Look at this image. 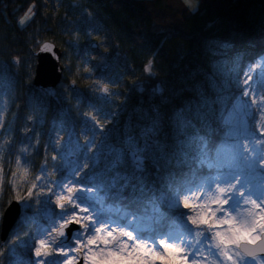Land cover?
Wrapping results in <instances>:
<instances>
[{
  "label": "snow or ice",
  "instance_id": "snow-or-ice-1",
  "mask_svg": "<svg viewBox=\"0 0 264 264\" xmlns=\"http://www.w3.org/2000/svg\"><path fill=\"white\" fill-rule=\"evenodd\" d=\"M185 4L197 7L195 0ZM35 7L19 18L21 26L34 18ZM37 46L54 60L52 74L81 75L79 65L73 72L67 52L58 54L47 42ZM259 68L264 70V58ZM144 71L152 74L151 61ZM83 73L94 74L87 67ZM0 76L7 86V65ZM245 76L240 97L225 95L227 82L218 83L213 72L206 87H197L194 99L170 112L152 103L122 124L115 114L89 104L91 111L77 113L79 133L74 122L66 126L63 117L70 109L62 112L48 133L39 174L31 181L22 155L39 150L38 135L34 144L19 148L15 169L14 137H6L0 142V195L7 153L8 186L14 194L7 204L14 200L22 212L31 210L33 215L23 220L36 229L23 236L13 233L0 248V264L5 256L10 264H264V94L250 89L253 77ZM76 84L72 79L70 87ZM87 87L106 101L114 94L102 79ZM73 93L78 109L81 94L75 87L65 100L70 103ZM43 95L60 94L48 89ZM23 131L29 138L35 134V129ZM85 132L90 135L80 143ZM17 248L25 250L26 259Z\"/></svg>",
  "mask_w": 264,
  "mask_h": 264
},
{
  "label": "trees",
  "instance_id": "trees-1",
  "mask_svg": "<svg viewBox=\"0 0 264 264\" xmlns=\"http://www.w3.org/2000/svg\"><path fill=\"white\" fill-rule=\"evenodd\" d=\"M66 2H78L97 9L114 34L120 52L129 61L136 78L135 82L127 83L133 95L129 104L133 118L136 109L147 108L152 103L162 104L163 110L170 112L184 101L194 99L197 87L201 84L206 87V78L213 73V49L218 48L219 43L230 45L243 55V59L251 62L260 52L264 53V0H198L196 11H191L182 0ZM45 3L46 0H0V61L8 66L16 80L6 125L16 132L25 125L35 129L34 135L40 140L39 150L31 155V169L35 172L40 171L44 144L54 121L61 118L62 112L70 109L71 116H75L92 104L86 88L83 90L82 87V103L78 109L73 103L50 96L41 117L34 116L29 110L27 92L35 88L29 78L34 69L35 46L52 41L62 48L54 38L57 28L51 21L52 12L45 10ZM33 4L36 6L34 18L24 27L20 26L19 18ZM43 34L52 39L44 41ZM17 58L19 63H16ZM149 61L152 62L151 75L144 71ZM119 75L118 78H122L126 72ZM65 79L68 80L66 74L63 81ZM156 88L161 91L154 92ZM122 110L127 111V108ZM107 112L114 113V109ZM29 115L33 117L32 122L27 119ZM68 115L63 117L66 121ZM115 119L122 124L127 118ZM50 152L51 147L48 155ZM6 206L7 201L4 209ZM28 212L22 214L16 227L28 225L27 229L34 234L36 225L25 224L23 220ZM17 254L27 258L23 252ZM2 259L5 264L10 257Z\"/></svg>",
  "mask_w": 264,
  "mask_h": 264
},
{
  "label": "rangeland",
  "instance_id": "rangeland-1",
  "mask_svg": "<svg viewBox=\"0 0 264 264\" xmlns=\"http://www.w3.org/2000/svg\"><path fill=\"white\" fill-rule=\"evenodd\" d=\"M63 1V2H62ZM184 5L188 7L191 11H196L198 8V0H195L197 7L195 9L189 7L185 4V0H182ZM62 2V3H61ZM61 3V5H60ZM60 3L56 2V4L49 3L48 11L52 12V23L56 26L55 37L57 38L59 43L62 44L63 52H67L68 57L71 60L73 65V72H75L76 65L80 66L81 75L72 76L71 74L65 73L68 80H62L58 86L53 88L57 93H59V98L65 100L70 93H72V87H70V83L72 79H76L77 84L74 86L76 91L81 94V88H86V92L88 94V98L92 100V104L96 108H102L104 111H108V109L113 108L115 114V118H119L121 121L123 118H128L130 114V103L132 100V96L129 91V87L127 83L135 82L136 78L133 76V72L131 70V66L129 67V61L121 54L120 49L117 46V43L114 38V34L108 27V25L103 20L100 12L97 9L91 8L90 6L84 5L82 3H70L66 2V0H60ZM52 6H57V8ZM45 7V6H44ZM47 10V6L45 8ZM56 10H58L55 15ZM34 11V9H33ZM25 15V14H24ZM23 15V16H24ZM22 16V17H23ZM31 21V20H30ZM30 21H27L22 27L27 25ZM21 26V25H20ZM45 40H50L45 34H43V38ZM94 43L98 45L96 47L93 46ZM38 46H35V50L33 55L35 56V52ZM215 54V62L213 72L216 73V79L218 83L227 82V89L225 91V95L236 98L240 97L242 91L245 87L243 81L246 79L245 73L249 76H252L253 79L249 81L250 89H255L257 93L264 94V70L259 68V64L262 60V55L264 53L260 52L258 56L254 60L248 61L243 59V55L238 52V50L233 49L228 44L219 43L218 48L213 49ZM65 61L62 58L61 63L63 64ZM34 69L30 75V80L33 82V78L35 75V67L37 65V57L35 56L34 60ZM105 65L107 67H105ZM5 66L0 61V68ZM255 66V67H253ZM87 67L92 69L93 75L87 76L83 73V69ZM250 68L252 69L250 71ZM122 72H126V76L122 78H118L119 74ZM64 74V75H65ZM11 81L6 86L5 80L3 76H0V119L4 121V129H0V142H2L6 137L13 138L14 137V145L11 152L12 164L11 167L15 169V156L22 155L19 153V148L23 144H34L36 141V136L33 134L31 138L24 134L25 128L33 129L32 126L25 125L20 130H14L10 125H6L7 114L10 109V105L13 97L15 96V84L16 80L12 72L10 71ZM115 80V83H112L111 80ZM98 79H102V83L109 84L110 93H114L109 96L107 101L104 98V95L98 91L94 92L89 90L87 85L91 81H95ZM48 89H38L34 88L33 90H29L27 92L28 102H29V110L36 117H41L45 110L46 101L50 96H44L43 91ZM67 90V91H65ZM245 99H250V97H245ZM66 101V100H65ZM118 101V102H117ZM75 106L77 103L76 95L73 93L71 97V102ZM80 98V104H81ZM119 103V105H118ZM122 104V105H121ZM122 108H127V111L122 110ZM92 109L87 106L83 112L91 111ZM124 111V112H122ZM77 112V111H76ZM78 112H81L80 110ZM77 112V113H78ZM132 112V111H131ZM75 113V116L69 113L67 117V127L71 128L73 122L75 123L76 131L79 133L82 127V122L79 116ZM257 120H259V111L255 112ZM111 117V116H110ZM105 119L111 118H102V123ZM32 122V121H31ZM248 123L256 128V125L253 121L249 120ZM7 129H11L10 131H6ZM258 132V129H257ZM60 135L62 137H67V132H61ZM90 135V133H82L79 136V142L84 143V136ZM99 139V136H98ZM33 151L29 149V154L25 157L22 155V165L25 168L29 169V175L27 179L31 181L34 179L35 175L39 174L31 169V155ZM52 155V149L49 154V158ZM57 155H59L57 153ZM8 154L5 156V185H4V193L0 195V212L4 213V203L8 201L14 194L11 192L8 186V179L10 178V172H8L7 165ZM52 161L50 159L49 167L51 168ZM58 212L59 209H56ZM24 214V212H23ZM33 212L30 210L27 216H32ZM2 217L0 216V224L2 221ZM32 223L29 222V225ZM26 228V229H25ZM28 225H20L12 230L8 239H10L13 233H18L23 236L24 233L31 232V229H27ZM25 229V230H24ZM1 233V226H0ZM40 237H36L39 239ZM6 240V242L8 241ZM6 242L1 245L0 248L4 247ZM17 252H25L24 249L17 248ZM10 264V259L5 263Z\"/></svg>",
  "mask_w": 264,
  "mask_h": 264
},
{
  "label": "water",
  "instance_id": "water-1",
  "mask_svg": "<svg viewBox=\"0 0 264 264\" xmlns=\"http://www.w3.org/2000/svg\"><path fill=\"white\" fill-rule=\"evenodd\" d=\"M45 42L54 44L58 54L63 53V50L55 42L52 41H45ZM35 56L37 57V65L35 67L33 85L38 89H53L56 86H58L62 81L63 75L51 73L50 69L54 60L50 58L47 53L41 52L39 48L35 52ZM21 213L22 211L20 209V206L17 205L14 200L11 205H7V207L5 208L4 215L1 221V233H0L1 245H3L5 241L8 239L12 229L14 228L19 217L21 216Z\"/></svg>",
  "mask_w": 264,
  "mask_h": 264
},
{
  "label": "bare ground",
  "instance_id": "bare-ground-1",
  "mask_svg": "<svg viewBox=\"0 0 264 264\" xmlns=\"http://www.w3.org/2000/svg\"><path fill=\"white\" fill-rule=\"evenodd\" d=\"M39 48V47H38ZM38 48L36 49V51L38 50Z\"/></svg>",
  "mask_w": 264,
  "mask_h": 264
}]
</instances>
